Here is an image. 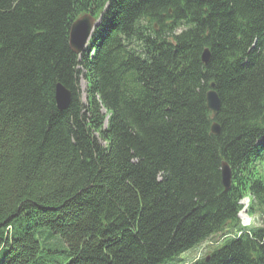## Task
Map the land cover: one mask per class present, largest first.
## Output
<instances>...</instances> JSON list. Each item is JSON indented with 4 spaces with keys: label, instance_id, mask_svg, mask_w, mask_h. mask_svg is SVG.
<instances>
[{
    "label": "trees",
    "instance_id": "1",
    "mask_svg": "<svg viewBox=\"0 0 264 264\" xmlns=\"http://www.w3.org/2000/svg\"><path fill=\"white\" fill-rule=\"evenodd\" d=\"M245 197L261 215L264 0H0V264H163L212 237L181 264H264Z\"/></svg>",
    "mask_w": 264,
    "mask_h": 264
},
{
    "label": "water",
    "instance_id": "2",
    "mask_svg": "<svg viewBox=\"0 0 264 264\" xmlns=\"http://www.w3.org/2000/svg\"><path fill=\"white\" fill-rule=\"evenodd\" d=\"M97 25V20L90 13H84L78 16L70 25L68 43L70 49L75 54H80L84 51L91 32ZM156 28V25H155ZM210 52L208 48H204L201 53V61L206 64L209 61ZM71 100V91L62 84L57 83L55 86V101L59 110L65 109ZM206 107L211 113V118H214L220 108V98L216 92L215 84L210 83L209 89L205 94ZM212 134H218L220 127L216 121H213L210 126ZM221 182L225 190L231 186V170L226 162L221 163Z\"/></svg>",
    "mask_w": 264,
    "mask_h": 264
},
{
    "label": "rangeland",
    "instance_id": "3",
    "mask_svg": "<svg viewBox=\"0 0 264 264\" xmlns=\"http://www.w3.org/2000/svg\"><path fill=\"white\" fill-rule=\"evenodd\" d=\"M85 88H86V82L83 78H80V89H81V97L83 100H85V96H86V92H85ZM247 199H245L244 201H246ZM243 203V201H241ZM243 211H242V214L239 216L240 219H241V223L242 224H245V221H248L247 217H246V220L244 219L243 217V214L246 215L247 212L245 213L246 209H247V206L245 203H243ZM245 210V211H244ZM248 215V214H247ZM251 223L250 225H253V226H259L261 224V217L259 216V214H256L254 216H252L251 218ZM217 237H212L204 242H202L200 245H199V250H205L208 246H210V243H214L215 240H216ZM198 247L197 246H194L182 253H180L179 255L175 256V258H173L172 260H168L166 262H164L163 264H181L182 262L184 261H191L193 259H195L197 257V254L199 253L198 251ZM200 254V253H199Z\"/></svg>",
    "mask_w": 264,
    "mask_h": 264
}]
</instances>
